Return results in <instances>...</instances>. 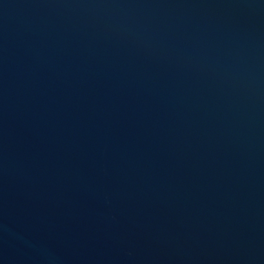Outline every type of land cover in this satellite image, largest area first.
Masks as SVG:
<instances>
[{"label":"water","instance_id":"95a60500","mask_svg":"<svg viewBox=\"0 0 264 264\" xmlns=\"http://www.w3.org/2000/svg\"><path fill=\"white\" fill-rule=\"evenodd\" d=\"M0 264H264V0H0Z\"/></svg>","mask_w":264,"mask_h":264}]
</instances>
